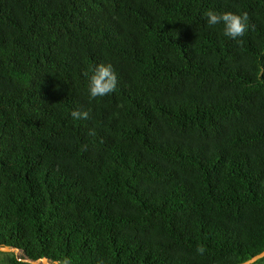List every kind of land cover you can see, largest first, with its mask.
I'll use <instances>...</instances> for the list:
<instances>
[{"label":"trees","instance_id":"16d2710c","mask_svg":"<svg viewBox=\"0 0 264 264\" xmlns=\"http://www.w3.org/2000/svg\"><path fill=\"white\" fill-rule=\"evenodd\" d=\"M209 8L246 12L244 36ZM98 63L117 87L89 100ZM1 246L59 264L263 252L264 0H0Z\"/></svg>","mask_w":264,"mask_h":264},{"label":"clouds","instance_id":"9594fccd","mask_svg":"<svg viewBox=\"0 0 264 264\" xmlns=\"http://www.w3.org/2000/svg\"><path fill=\"white\" fill-rule=\"evenodd\" d=\"M202 18L207 27L215 28L216 26H220L221 34L234 41L244 36L249 27L246 12H220L209 8L202 13ZM84 76L86 77V91L89 100L105 97L116 90L117 75L110 63H98L90 73L85 72ZM70 116L73 120H87L89 113L85 110L73 109L70 111ZM198 251L203 252V249H198ZM13 253L15 256L16 254L22 256L18 251ZM17 259L18 261L25 262L23 259L26 258L17 257ZM63 264H71V261L65 259Z\"/></svg>","mask_w":264,"mask_h":264},{"label":"water","instance_id":"95a60500","mask_svg":"<svg viewBox=\"0 0 264 264\" xmlns=\"http://www.w3.org/2000/svg\"><path fill=\"white\" fill-rule=\"evenodd\" d=\"M17 249H13V248H9V247H0V252H17ZM262 257H264V251L253 256L252 258L246 260L245 262L239 263V264H252L255 261H257L258 259H261ZM23 261L30 263V264H39V262H41V264H59L57 262H49L46 258H42L40 260H35V261H31L28 259H23Z\"/></svg>","mask_w":264,"mask_h":264},{"label":"rangeland","instance_id":"374dc122","mask_svg":"<svg viewBox=\"0 0 264 264\" xmlns=\"http://www.w3.org/2000/svg\"><path fill=\"white\" fill-rule=\"evenodd\" d=\"M16 256H17V257H20V255H17V254H16ZM0 261H1V256H0Z\"/></svg>","mask_w":264,"mask_h":264}]
</instances>
